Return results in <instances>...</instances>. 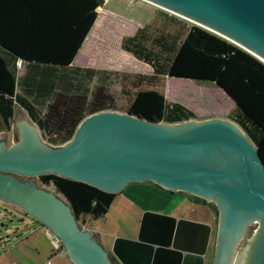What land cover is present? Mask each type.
Wrapping results in <instances>:
<instances>
[{"label":"water","instance_id":"1","mask_svg":"<svg viewBox=\"0 0 264 264\" xmlns=\"http://www.w3.org/2000/svg\"><path fill=\"white\" fill-rule=\"evenodd\" d=\"M147 1L233 40L264 61V0ZM26 121L16 111L18 140L7 147L0 134V199L48 227L73 264L113 262L91 228L77 224L59 192L15 174L50 171L114 192L129 180L149 179L212 200L218 215L211 264H264V164L233 120L239 130L216 116L163 121L101 109L83 116L58 144L42 140ZM209 229L204 221L146 210L135 237H115L110 251L120 264H204ZM240 236L245 244L234 253Z\"/></svg>","mask_w":264,"mask_h":264},{"label":"trees","instance_id":"2","mask_svg":"<svg viewBox=\"0 0 264 264\" xmlns=\"http://www.w3.org/2000/svg\"><path fill=\"white\" fill-rule=\"evenodd\" d=\"M101 1L0 0V130L9 127L14 106L50 144L68 139L83 116L101 109L149 120L196 117L181 102L167 99L160 87L163 75L187 77L213 81L230 97L227 117L243 130L264 164V63L222 38L202 42L206 30L157 9L152 27L147 22L120 37L121 48L151 70L127 73V89L122 87L127 96L117 102L107 86L114 70L72 61ZM37 178L65 198L75 218L102 215L116 193L50 171Z\"/></svg>","mask_w":264,"mask_h":264},{"label":"rangeland","instance_id":"3","mask_svg":"<svg viewBox=\"0 0 264 264\" xmlns=\"http://www.w3.org/2000/svg\"><path fill=\"white\" fill-rule=\"evenodd\" d=\"M157 9L165 10L146 0H102L95 7V19L74 55V62L79 64L114 70L108 74L107 86L113 90L117 102H122L127 96L128 91H122V87L127 89L125 88L127 73L142 74L151 70L146 62L121 48L120 37L147 22H151L152 27L155 24L152 16ZM177 16L187 24H194L206 30V33H202V42L208 40L215 43L218 41L217 38H222L249 53L218 33ZM160 82L164 96L167 99L177 100L191 109L196 116L193 118L216 116L232 121L227 114L233 107V101L213 81L163 75ZM18 110L27 121L29 120L18 106H14L9 127L0 131V134H4V147L18 140L14 123ZM27 124L32 126L28 122ZM15 175L20 179L38 180L37 175ZM175 192L177 196L183 197L176 200L167 195L162 196L163 194L155 196L156 187H152L148 180H129L116 191L102 215L96 217L86 215L85 221L91 225V230L98 234L97 241L104 249L111 247L115 237H135L141 214L146 210L193 220L204 219L205 222L211 223V209L206 203L190 199L187 192L183 193L182 190H175ZM76 221L80 226L83 220L76 218ZM43 226L20 207L0 199V264H56L58 260L61 261L57 262L59 264H71L66 252L59 257L52 255L51 262L45 263L44 259L51 253L52 245ZM210 243L211 235L205 249L206 264L212 262Z\"/></svg>","mask_w":264,"mask_h":264},{"label":"crops","instance_id":"4","mask_svg":"<svg viewBox=\"0 0 264 264\" xmlns=\"http://www.w3.org/2000/svg\"><path fill=\"white\" fill-rule=\"evenodd\" d=\"M73 62H74V60H72ZM75 63H77V62H75ZM14 108V107H13ZM22 110V109H21ZM1 130H3V129H1ZM0 130V131H1ZM146 180H148L149 182H150V184L152 185V187H156V194H155V196H161L160 194H163L162 196H164V195H167L168 197H171V199H174V198H176V200H178V199H180V198H182L183 196H177L175 193V190H177V189H174V190H168V189H166V188H164V187H162V186H159L158 184H156V183H154L153 181H151V180H149V179H146ZM33 181H34V183L37 185V186H39V187H42V188H44V189H50V190H52L55 194H57V195H60L57 191H55V189L50 185V184H44V183H40L38 180L37 181H35L34 179H33ZM158 191V192H157ZM167 193H169V194H167ZM197 202H199V201H197ZM10 203H12V202H10ZM12 204H14V203H12ZM16 205V204H15ZM16 206H18V205H16ZM18 207H20V206H18ZM21 208V207H20ZM24 212H26L23 208H21ZM27 213V212H26ZM29 214V213H28ZM172 216H174V217H176L177 218V216L178 215H172ZM212 219V218H211ZM82 220H83V224H85V226H88V227H90L91 228V225L90 224H87L86 223V221H85V216L84 217H82ZM199 221H204V219H200ZM205 222V221H204ZM41 224V223H40ZM209 225H210V229H209V234H208V239L210 238V235H211V241H212V236H213V227H214V224H213V221H211V223H209ZM93 232V231H92ZM93 236L96 238V240H98V234H96V233H94L93 232ZM106 251H107V253H108V255H109V257H111L110 259L112 260V262H113V264H120L119 262H118V260L116 259V257L114 256V254L110 251V248L108 249V248H106L105 249ZM54 256L55 254H53V252H52V250H51V253L49 254V255H47L46 257H45V259H44V261H45V263H50L51 261H50V257L51 256ZM206 255V252H204V256ZM56 256H58V255H56ZM59 257V256H58ZM49 259L48 261H46V259ZM68 259H69V257H68ZM57 262H61L60 260H58ZM56 262V264H59V263H57ZM69 262L71 263V264H73V262H71L70 261V259H69ZM204 264H206V256L204 257Z\"/></svg>","mask_w":264,"mask_h":264},{"label":"flooded vegetation","instance_id":"5","mask_svg":"<svg viewBox=\"0 0 264 264\" xmlns=\"http://www.w3.org/2000/svg\"><path fill=\"white\" fill-rule=\"evenodd\" d=\"M185 193V192H183ZM194 194L192 193H187V196L194 200L193 199V196ZM210 201V202H209ZM200 202V201H199ZM212 202V203H211ZM201 203H206L210 209H211V218H212V221H213V224H214V227H213V236H212V241L210 243V253H212L211 255L213 256V250H214V239H215V230H216V223H217V215H218V210H217V207L216 205L214 204V202L212 200H207V199H204V201H201ZM208 241V239H207ZM245 241L241 236L240 238L238 239V241L236 242L235 246H234V253H235V250H236V247H241L245 244ZM207 246V244H206ZM233 253V255H234Z\"/></svg>","mask_w":264,"mask_h":264},{"label":"built area","instance_id":"6","mask_svg":"<svg viewBox=\"0 0 264 264\" xmlns=\"http://www.w3.org/2000/svg\"><path fill=\"white\" fill-rule=\"evenodd\" d=\"M18 62V60H17ZM81 227H88V226H85V224H83V221L82 223L80 224ZM43 229H44V232L46 233V235L49 236V240L51 242V245H52V252L53 254L55 255H58V256H62L65 254V250H64V247L60 241V239L46 226H43ZM49 259L47 258L46 261H48Z\"/></svg>","mask_w":264,"mask_h":264},{"label":"bare ground","instance_id":"7","mask_svg":"<svg viewBox=\"0 0 264 264\" xmlns=\"http://www.w3.org/2000/svg\"><path fill=\"white\" fill-rule=\"evenodd\" d=\"M147 1V0H146ZM149 2V1H148ZM152 3V2H151ZM154 4V3H153ZM156 5V4H155ZM157 6H159V5H157ZM163 8V7H162ZM172 12V11H171ZM175 14H177V13H175ZM178 15V14H177ZM180 16V15H179ZM184 18H186V17H184ZM186 19H189V18H186ZM189 20H191V19H189ZM191 21H193V20H191ZM193 22H195V21H193ZM195 23H197V22H195ZM197 24H199V23H197ZM199 25H201V24H199ZM203 26V25H202ZM207 28V27H206ZM209 29V28H208ZM211 30V29H210ZM213 31V30H212ZM215 32V31H214ZM217 33V32H216ZM219 34V33H218ZM219 35H221V34H219ZM221 36H223V35H221ZM225 37V36H224ZM225 38H227V37H225ZM227 39H229V38H227ZM229 40H231V39H229ZM232 42H234L233 40H231ZM234 43H236V42H234ZM237 44V43H236ZM237 45H239V44H237ZM240 46V45H239ZM242 47V46H241ZM243 48V47H242ZM245 49V48H244ZM246 50V49H245ZM248 51V50H247ZM249 52V51H248ZM251 53V52H250ZM252 54V53H251ZM254 55V54H253ZM255 56V55H254ZM257 57V56H256ZM258 58V57H257ZM260 59V58H259ZM264 62V61H263ZM219 118V117H218ZM224 120H226V119H224ZM227 122H229V123H231L233 126H235L238 130H239V128L237 127V125L233 122V121H229V120H226ZM26 124H27V122H26ZM29 125V124H28ZM30 126V125H29ZM33 130H34V127L33 126H30Z\"/></svg>","mask_w":264,"mask_h":264}]
</instances>
